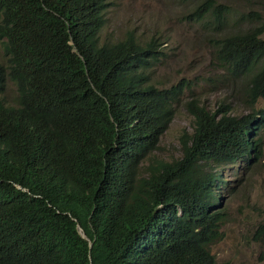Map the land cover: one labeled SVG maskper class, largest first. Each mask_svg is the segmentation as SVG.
I'll return each mask as SVG.
<instances>
[{"label": "trees", "instance_id": "trees-1", "mask_svg": "<svg viewBox=\"0 0 264 264\" xmlns=\"http://www.w3.org/2000/svg\"><path fill=\"white\" fill-rule=\"evenodd\" d=\"M108 4L0 0L10 62L0 64V264H228L209 247L225 222L204 189L210 175L193 165L248 152L249 132L264 127L262 16L242 11L236 19L249 25L221 36L228 4L200 0L184 15H212L217 80L237 84L252 111L188 101L195 128L170 161L152 151L190 82L153 84L152 43L131 32L101 40ZM9 80L13 103L2 97Z\"/></svg>", "mask_w": 264, "mask_h": 264}, {"label": "rangeland", "instance_id": "rangeland-1", "mask_svg": "<svg viewBox=\"0 0 264 264\" xmlns=\"http://www.w3.org/2000/svg\"><path fill=\"white\" fill-rule=\"evenodd\" d=\"M200 0H109L105 23L99 37L113 41L126 30L145 42L156 39V59L150 64V79L157 86H169L185 77L190 90H185L176 106V113L163 132L158 148L152 152L157 158L171 159L180 154L179 136L191 133L193 117L183 102L188 97H198L210 109L224 100L233 112L246 111L237 84L219 82L217 76L224 70L212 61V15L197 20H187L184 15ZM229 5L226 25L219 35L241 23L236 17L242 11H258L264 23V0H217ZM264 37V33L262 34ZM0 62L6 63L0 42ZM16 93L15 85L8 81L4 97L10 101ZM250 108V107H249ZM257 137V135H252ZM264 140V129L262 131ZM235 166L223 168L226 182L218 196L226 220L222 237L211 245L218 262L229 264H264V146L259 160H240ZM244 163H248L245 165ZM243 167V168H242ZM223 205V206H222Z\"/></svg>", "mask_w": 264, "mask_h": 264}, {"label": "clouds", "instance_id": "clouds-1", "mask_svg": "<svg viewBox=\"0 0 264 264\" xmlns=\"http://www.w3.org/2000/svg\"><path fill=\"white\" fill-rule=\"evenodd\" d=\"M108 6H109V4H108ZM107 9H108V7L106 8V11H105V15H106V12H107ZM206 16H208V15H206ZM206 16H204V17H206ZM204 17H202V18H204ZM106 19V18H105ZM3 21V13L0 11V22H2ZM102 28V27H101ZM101 30V29H100ZM126 31H128V32H131L135 37H136V35L134 34V32L132 31V30H126ZM126 31L124 32V34L126 33ZM124 34H123V36H124ZM122 36V37H123ZM137 38V37H136ZM5 40V38L4 37H0V42H1V44H2V48H3V46H4V44H3V41ZM137 40L140 42V43H142L143 44V46H146L148 43H152V55L151 56H149L148 57V65H147V68H148V71H149V75H150V64H151V61L152 60H154V59H156V49H155V47H156V39L155 38H150L149 40H147V41H145V42H142V41H140L138 38H137ZM114 41V40H113ZM4 51V50H3ZM5 54V53H4ZM6 55V54H5ZM7 56V59H8V55H6ZM0 64H3L5 67H6V70L8 71V66H9V64H10V62L7 60V62L6 63H2V62H0ZM10 81V80H9ZM150 81H151V79H150ZM13 82V81H12ZM152 82V81H151ZM14 83V82H13ZM153 83V82H152ZM154 84V83H153ZM15 85V84H14ZM156 85V84H155ZM157 86V85H156ZM158 87H166V86H158ZM15 88H16V85H15ZM190 88H191V86L190 87H187V88H185L184 90H183V92H182V94L184 93V91L185 90H190ZM16 94H17V89H16V93L15 94H13V98L10 100V101H8V100H6L5 99V97H4V94L2 95V97L4 98V100L7 102V103H13L14 101H15V96H16ZM182 94L180 95V97H179V99H178V101L176 102V104H175V113H176V106H177V104L179 103V101L181 100V97H182ZM190 100H195L196 102H198V104H200V105H203L208 111H210V112H215V111H220V112H222V111H226L227 113H229V114H231V115H236V116H240V115H242V114H246V113H249V112H251L252 111V109L251 108H249V106H245L246 107V111H242V112H239V113H237V112H233V109H232V107H230L224 100H221L220 102H219V104L214 108V109H210L206 104H204L198 97H188L186 100H184V102H183V104H184V106H185V108H186V110L192 115V117H193V128H192V131H191V133H186V132H183L180 136H179V142H180V154L177 156V157H173V158H171V159H166V160H170V161H172V160H175V159H178V158H180V156H181V144H182V141H181V139L182 138H186L187 136H190L192 133H193V131H194V128H195V117H194V114L191 112V111H189V109H188V107H187V102L188 101H190ZM175 113H174V115H175ZM256 115H257V118H259V116H258V114L256 113ZM174 117V116H173ZM173 119V118H172ZM171 119V120H172ZM171 122V121H170ZM169 122V123H170ZM169 125V124H168ZM168 127V126H167ZM263 129H264V127H262L261 129H258V130H251L250 132H249V137H250V140L252 141V143H254L255 145H254V148L253 149H250L248 152H242V151H237L236 152V154H235V156L233 157V158H230V159H226V160H217V159H209L208 161H204V160H199L198 161V163H194V165H193V167H194V169H195V174H196V176H198V177H200L201 175H210V178L209 179H205V185H204V189L205 190H208L209 191V193L211 194V196L215 199V201H216V203L213 205L214 206V208H217L218 210H220L221 211V213L223 214V218H225V220H226V217H225V212L221 209V205H220V202H219V199H221V198H219V196H218V189H220V187H221V185H223L225 182H226V180L224 179V175H223V168L224 167H226L227 165L228 166H235L237 163H235V162H237V161H240V160H245L246 162L247 161H249V159L250 158H252L253 160H259L261 157H262V155H263V146H264V140H263V138H262V131H263ZM166 130V129H165ZM164 130V131H165ZM163 131V132H164ZM163 134V133H162ZM162 134L160 135V137L162 136ZM252 135H257V137H252ZM159 140H160V138H159ZM159 142V141H158ZM259 143H261V147H260V150H261V154L258 156V157H256L255 155H256V153H257V151H258V144ZM157 148H158V146H157ZM156 148V149H157ZM156 149H154V150H156ZM154 150L152 151V152H154ZM147 160H145V161H143V163L146 165L147 164ZM244 164H248V163H244ZM19 186V185H18ZM177 213H180V212H177ZM261 227L262 228H264V224H261ZM222 228V227H221ZM81 230V231H80ZM78 231H79V233L81 234V232H83L82 231V229L80 228V227H78ZM264 232V231H263ZM84 233V232H83ZM82 235V234H81ZM83 237H85L87 240H88V242L90 241L91 242V240L85 235V236H83ZM218 241V240H217ZM214 242H216V241H214ZM214 242H212V243H210V245H209V247H210V250H211V245L214 243ZM92 244V243H91ZM90 245V244H89ZM211 252H212V254L214 255V257H215V254L213 253V251L211 250ZM215 261L217 262V263H221V262H224V261H227L228 262V264H229V261L228 260H224V261H221V262H218L217 260H216V257H215Z\"/></svg>", "mask_w": 264, "mask_h": 264}, {"label": "water", "instance_id": "water-1", "mask_svg": "<svg viewBox=\"0 0 264 264\" xmlns=\"http://www.w3.org/2000/svg\"><path fill=\"white\" fill-rule=\"evenodd\" d=\"M81 231V230H80ZM82 236H85V234L83 232H81ZM89 244L91 245V242L89 241Z\"/></svg>", "mask_w": 264, "mask_h": 264}, {"label": "bare ground", "instance_id": "bare-ground-1", "mask_svg": "<svg viewBox=\"0 0 264 264\" xmlns=\"http://www.w3.org/2000/svg\"><path fill=\"white\" fill-rule=\"evenodd\" d=\"M246 165V164H245ZM248 166V165H247ZM249 167V166H248ZM243 168V167H242ZM223 206V205H222Z\"/></svg>", "mask_w": 264, "mask_h": 264}]
</instances>
